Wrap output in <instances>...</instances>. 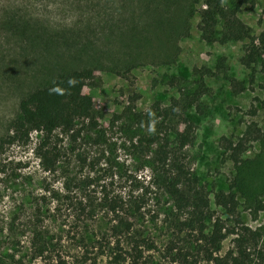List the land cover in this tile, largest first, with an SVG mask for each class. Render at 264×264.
<instances>
[{"label": "rangeland", "instance_id": "rangeland-1", "mask_svg": "<svg viewBox=\"0 0 264 264\" xmlns=\"http://www.w3.org/2000/svg\"><path fill=\"white\" fill-rule=\"evenodd\" d=\"M205 1L0 0V139L18 115L20 100L60 74L87 70L82 93L92 98L94 109L86 121L92 128L76 141L59 131L54 135L61 156L53 173L42 170L34 151L40 133L32 132L26 145L5 147L0 264H43L29 257L33 204L42 197H47L45 224L60 241L56 250L71 264H213L194 206L178 210L151 184L145 161L131 153L140 135L154 125L158 130L154 108L170 107L173 100L185 105L200 84L204 93L181 114L195 125L183 153L209 202L203 234L217 218L226 229L259 231L257 245H250L252 264L258 261V251L264 253V73L249 39H224L222 19L212 40L204 38ZM221 5L229 16L238 6L237 17L255 39L264 30V0H221ZM172 123L184 131L178 117ZM238 140L247 149L236 164L229 149ZM138 185L151 189L143 214L133 219L130 235L117 239L101 198L116 197L125 207L143 191ZM219 192L235 194V214L217 203ZM65 197L91 207L93 216L78 219L73 211L69 216ZM56 205L64 216L53 210ZM235 237L228 234L213 255L235 250Z\"/></svg>", "mask_w": 264, "mask_h": 264}, {"label": "trees", "instance_id": "trees-1", "mask_svg": "<svg viewBox=\"0 0 264 264\" xmlns=\"http://www.w3.org/2000/svg\"><path fill=\"white\" fill-rule=\"evenodd\" d=\"M205 3L206 7L200 11V28L204 38L212 40L216 33L218 18L222 19L224 39H249L252 45L251 53L260 58V69L264 73V30L255 39L251 35L250 28L237 17L238 6L229 16L221 5V0H206ZM88 78L87 70H73L60 74L51 84L35 89L24 96L19 102L18 115L9 123L8 133L0 139V156L6 146L28 144L31 133L35 131L40 133V139L34 151L40 159L41 168L47 173L55 172L61 156L60 146L54 141L56 132L68 134L76 141L84 130L92 128L91 123L86 122L87 119L93 117L92 98L82 93V87L87 84ZM203 93V85L200 84L185 105L173 100L170 107L161 108L158 106L154 108L159 119L156 122L158 130L154 129V125L150 132L140 135L136 142L131 143V153L145 161L142 165L150 169L153 177L151 184L171 199L178 210L194 206L193 215L201 221L199 231L202 234L201 239L206 244L207 260L213 264H252L250 245H257L261 237L259 231L247 226H241L240 230H236L235 227L226 229L224 223L217 218L212 223L211 232L203 234L205 223L202 220L206 216L205 209L207 210L209 202L207 198H204L202 189L199 187V178L192 173L183 153L184 148L194 139L195 125L193 121L181 114L185 112L187 104L198 102ZM135 116L139 117L140 115L135 114ZM173 117H178L183 122L184 131H179L176 125L172 126ZM170 134H175V137L172 138ZM230 143V158L236 164L241 163V156L247 149L246 145L241 140L236 143L230 141ZM5 166L0 158V175L7 172ZM35 182L40 184L39 181ZM137 187L143 191L136 196H130L125 207L122 202H118L116 197L111 199L108 197L109 195H103L101 198V201L106 203L107 212L113 216L110 231L115 237H118L117 239L130 235L134 226L133 219L143 214V208L151 189L149 185H138ZM56 196L55 194L52 197ZM46 198L42 197L41 203L38 205L33 204L35 219L29 223L31 231L29 257L31 260L39 259L43 264H71L65 253L61 254L56 250L60 241L55 238L56 235L52 234V230L45 224V216H48V212L45 210L47 209L45 207ZM65 198L67 204L61 206L63 209L65 208V212L69 210V216L72 215V211L75 212L74 214H78V219L79 215L87 218L93 216L94 212L91 207H86V204L78 203L71 197ZM215 199L228 215L235 214L237 200L234 193L219 192L215 195ZM55 200L60 202L59 198ZM59 209L58 205L53 207L54 211ZM58 212L61 217L64 216L60 210ZM223 229L227 230L226 233H223ZM228 234L237 235L234 238L235 250H229L223 256H214V250L219 249L221 241ZM145 242L148 244L146 240ZM119 244L118 240L117 246ZM257 259L258 261H255L254 264H264L262 251H258ZM85 261L81 260L82 263ZM17 263L22 264L21 261H17Z\"/></svg>", "mask_w": 264, "mask_h": 264}]
</instances>
